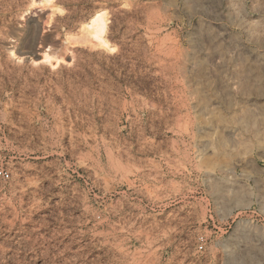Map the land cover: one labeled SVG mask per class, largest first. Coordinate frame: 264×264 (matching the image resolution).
Segmentation results:
<instances>
[{
  "label": "rangeland",
  "instance_id": "rangeland-1",
  "mask_svg": "<svg viewBox=\"0 0 264 264\" xmlns=\"http://www.w3.org/2000/svg\"><path fill=\"white\" fill-rule=\"evenodd\" d=\"M28 3L0 0V264H264V0ZM97 10L112 52L72 38Z\"/></svg>",
  "mask_w": 264,
  "mask_h": 264
},
{
  "label": "bare ground",
  "instance_id": "bare-ground-1",
  "mask_svg": "<svg viewBox=\"0 0 264 264\" xmlns=\"http://www.w3.org/2000/svg\"><path fill=\"white\" fill-rule=\"evenodd\" d=\"M26 14H46L47 18L63 14V9L58 6L56 0H29L26 8ZM108 14L104 10H97L88 20L81 23L77 35L72 38L83 40V42L93 49H101L106 52H112L114 46L108 37L109 20ZM67 41H71V37L67 36ZM53 56L45 51L44 60L41 62L52 63ZM56 61L59 63L61 59Z\"/></svg>",
  "mask_w": 264,
  "mask_h": 264
},
{
  "label": "built area",
  "instance_id": "built-area-1",
  "mask_svg": "<svg viewBox=\"0 0 264 264\" xmlns=\"http://www.w3.org/2000/svg\"><path fill=\"white\" fill-rule=\"evenodd\" d=\"M11 178V172L5 168V167H0V179L4 181H8ZM200 250L204 249V244L201 243L199 246Z\"/></svg>",
  "mask_w": 264,
  "mask_h": 264
}]
</instances>
